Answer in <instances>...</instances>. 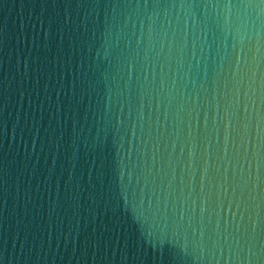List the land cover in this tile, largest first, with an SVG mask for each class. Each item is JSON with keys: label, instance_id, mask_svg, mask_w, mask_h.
Instances as JSON below:
<instances>
[{"label": "water", "instance_id": "obj_1", "mask_svg": "<svg viewBox=\"0 0 264 264\" xmlns=\"http://www.w3.org/2000/svg\"><path fill=\"white\" fill-rule=\"evenodd\" d=\"M0 264H264V0H0Z\"/></svg>", "mask_w": 264, "mask_h": 264}]
</instances>
